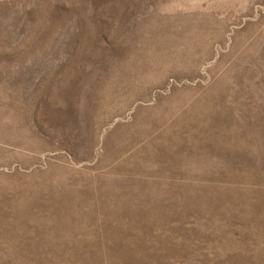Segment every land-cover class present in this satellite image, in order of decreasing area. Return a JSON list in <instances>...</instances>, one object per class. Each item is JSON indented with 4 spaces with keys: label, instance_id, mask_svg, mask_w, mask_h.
<instances>
[{
    "label": "rangeland",
    "instance_id": "rangeland-1",
    "mask_svg": "<svg viewBox=\"0 0 264 264\" xmlns=\"http://www.w3.org/2000/svg\"><path fill=\"white\" fill-rule=\"evenodd\" d=\"M0 264H264V0H0Z\"/></svg>",
    "mask_w": 264,
    "mask_h": 264
}]
</instances>
